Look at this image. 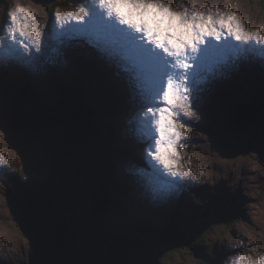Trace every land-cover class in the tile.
Here are the masks:
<instances>
[{
  "label": "rangeland",
  "instance_id": "1",
  "mask_svg": "<svg viewBox=\"0 0 264 264\" xmlns=\"http://www.w3.org/2000/svg\"><path fill=\"white\" fill-rule=\"evenodd\" d=\"M2 1L0 264H57L47 253L49 245L45 236L50 218L43 211L45 206L41 203L43 194L52 191L62 199L59 211L65 217L68 232L75 238L67 264H264V126L260 125L264 117L261 120L258 118L263 111L260 105H264V99L261 97L259 106L247 105L251 100L249 91L258 92L260 85L264 88V51L255 53L259 47L264 49V0H137L138 3L132 8L134 17L125 19L142 30L145 25L141 22L140 14L146 18L145 14L150 12L165 15L170 28H175L176 24L190 28V23L198 24L202 18L212 27L214 22L220 24L221 19L226 17V21L220 24L221 30L213 25L215 30L205 37L199 38L193 33L181 36L186 43L179 45V48H184L185 52L199 45H217L220 41L227 45L228 41L236 54L231 58L223 56L221 61L225 65L222 64V68L215 59L211 64L207 63L209 70H190L187 74L194 82L192 88L199 86L200 89L209 90L214 99L209 96L204 99L200 92L192 89L185 90L188 87L179 78L172 80V83L178 80L177 83L184 89L182 99L177 100V108L173 106L171 93L167 95L168 106L162 104L164 96L158 98L151 92L139 96L137 100L135 94L141 95V86L147 80L145 77L139 80L138 74L129 71L134 69L133 66L129 65L128 69L123 67L119 54L115 56L108 48L103 49L102 46L107 45L96 35L93 34L88 40L92 43L88 49L93 55L89 57L82 51L86 48L85 44H80L84 32L67 34L55 30V22L62 26L71 16L74 17L73 21L79 20L85 8L91 4L89 1L95 0ZM124 1L129 2L120 0L121 7L126 6ZM223 5L229 7L223 8ZM100 16L114 21L102 10L98 13ZM158 18L159 22L151 20L150 23L160 28L161 17ZM68 25L71 26V23ZM123 26L124 31L128 30ZM173 32L176 34L175 29ZM154 34L158 35L155 31ZM134 36L136 39L140 37ZM142 36V40H146ZM170 39L173 40L172 37ZM175 42H171V47L176 45ZM95 46L98 52L93 49ZM149 47L153 52L157 50L155 45L149 44ZM18 52L19 55L15 54ZM170 52H166L167 62L170 58L167 53ZM174 53L179 54V51ZM203 54L195 53L205 59ZM224 54H229L227 49H224ZM206 56L209 57V54ZM126 63L131 64L129 58ZM189 64L193 65L191 62ZM218 69H221V74ZM137 70L143 72L141 66ZM102 76L106 78L105 81L101 79ZM168 80L167 77L166 82ZM8 82L18 89L29 88L36 96L42 95L45 102L52 101L49 99L59 100L63 88H67L70 92L80 90L82 105L84 102L87 104L89 99L94 103L90 102L91 106L96 107L97 103H101L102 108L94 112L95 130L110 129L109 137L113 138L115 148H121L122 154L113 157V176L111 186L107 188L109 197H106V200L109 198L110 212L107 229L108 234H128L129 238L126 239L132 246L127 247L128 250L110 249L97 234L99 229L94 226L89 208V204L94 203L92 188L85 184L81 174L80 177L75 174L80 164H74L57 144L65 134L80 139L79 135L82 136L83 132L75 124L62 125L58 128L55 144H52L39 131L24 129L23 132L15 128L17 117L8 106L10 102L7 103L2 95L10 92L6 89ZM248 83L252 85L248 87ZM225 93L228 94L226 97ZM112 97L120 101L115 118L109 113V110L112 113L115 111L114 99L111 106ZM186 97H192L194 103ZM12 98L13 95L8 97ZM236 98L244 101V109L249 114V119L245 120L247 125L254 123L258 126L234 137L227 127L236 129L239 124L234 123L232 105L228 104ZM256 99L254 96L257 104L259 100ZM159 106L163 108L161 122L165 121L166 129L174 131L178 148L183 149L187 142V147L190 146L195 154L192 157L194 163L203 162L200 163L202 171H199L196 166L191 167L192 162H187V158L191 159L187 153L180 152L181 160L176 162L180 166H173L174 173L164 186H158V180L168 179V173L163 172L161 176L156 174L149 162V158L156 155L155 146L142 141V144L133 147L138 140L137 133L133 134L137 130L135 123L138 121L146 128L155 116L158 118L156 110H159ZM193 108H196L195 112ZM199 112L201 118L192 115ZM126 124H130V128ZM95 151L90 149V153L85 155L88 167L99 160L96 155L100 156V153ZM177 168L181 169V173L177 172ZM196 173L197 176L202 173V179L197 183L193 178ZM152 180L156 186L147 183ZM149 186L153 189L147 190ZM180 226L185 232L181 231ZM175 228L179 230L168 238L157 235ZM190 240L192 248L184 247ZM174 245L182 249L175 250ZM229 247L231 252L226 255L224 248Z\"/></svg>",
  "mask_w": 264,
  "mask_h": 264
},
{
  "label": "bare ground",
  "instance_id": "2",
  "mask_svg": "<svg viewBox=\"0 0 264 264\" xmlns=\"http://www.w3.org/2000/svg\"><path fill=\"white\" fill-rule=\"evenodd\" d=\"M89 2L91 4H88L89 7L87 9L85 8V11L83 12L82 17L79 20H76V21L74 20L73 21L74 17L71 16V18H69L68 21L64 22V24L62 26L60 24L56 25L57 23L55 22V27L57 26V28H58L59 26H61L58 29L55 28V30H57V31L62 30V32H65L67 34H69V33H71V34L72 33H76V34L78 33L79 34L80 32H84L83 35H81L80 44H81V46L85 44L86 48H84L82 51H84L86 55L88 54L89 57L92 55L91 54L92 51H89L88 46L90 47V45L92 43L89 42L88 40H90L89 38H91L93 36V34L96 35L100 41L104 42L107 45L106 47L102 46L103 49H107L108 48L109 52L113 53L115 56H116V54H119V56H118V58H120L119 62L121 63V65L123 67H126L128 69L129 65L133 66L134 69H130L129 71H131L134 75L138 74L139 80L144 79V77L147 80L146 81L147 83H145V85L141 86V88H142L141 89V95L140 94L139 95L135 94V98H137V100H139V96H142L143 94H148V93L151 92V93L156 94L158 96V98H159V96L161 98H162V96H164L163 99L165 98V100H163L162 104H167L168 105L169 103H167L166 100H168L169 98H167V95L169 93H171L172 97L174 99L173 106L176 107L177 100L179 98L182 99V95H183L182 93L184 92V89L179 86V83H177L178 80H182L181 82H183V84H186V87H188V88H185V90L188 91V90L192 89L194 92L198 91V92H200V94H202L204 99H205L206 96H209V98H213L212 97L213 93L211 91H209V90L200 89L199 86H194L195 88H192L191 85L194 84V82L191 80L192 77L187 75V74H188V72L190 70H194V72H196V71L204 72V70H209L208 69V67H209L208 64H211L213 62V60H215V59L220 63L219 64L221 66L220 68H222V64L225 65V63L223 61H221V58L223 56H224V58L225 57H230L231 58V56H234V54H236L234 52L235 48L232 49V47L230 46L228 41H227V45L224 44L225 42H221V41L218 42L217 45H203V47L205 48L204 51H203L204 52L203 55H204L205 59H203L202 57H199V56L195 55L196 52L203 53L201 50H199V46L200 45L194 49V55H193V53H191L189 51L188 55H186V56H185L186 52L183 51L184 48H182V50H181L179 48V45L182 46V44L186 43V41H184L185 39L183 40L181 36L186 37V36L189 35V33H193L194 36H199V38H201V37H205L207 35V33L212 32V31L215 30V28H212L213 25H215L217 29H220V24H222L224 21H226V17L221 19L222 22L220 21V24H218L217 22H214L212 27L208 26L209 23H206L204 21V19L202 18L201 21L198 24L190 23V25H191L190 28H188L187 26H184V24L183 25L176 24L175 28H170L169 26H167V23H166L167 20L165 18V15H163L161 12H157V14H153V12L148 11L150 13L149 14L148 13L145 14L146 18L142 14L139 13L140 16L143 19L141 22H144V25H145L143 27V30H142V29H140V26H138V25L134 26L133 23H130L129 21H127L125 19V18L130 17V16L134 17V12L132 11V8L136 5L135 3H138L137 0H129V2L124 1L125 5H126L125 7H123V5L121 7L120 0H115V1L114 0H95V2H93V1H89ZM127 4H128V9H126ZM227 7H229V6L228 5H223V8H227ZM100 10H102V11L106 12L108 15H110L111 18H113L114 21H111L108 17L107 18H105L104 16L98 17V13L100 12ZM93 11H95L96 13L93 14ZM222 12H223V10H222ZM166 14H167V12H166ZM158 16L161 17L160 20L162 22V24L159 25L160 28L155 27L154 24L150 23L151 20H157V22H159ZM106 19H107V23L105 22ZM70 23H71V26L68 25ZM123 25H125L128 30L124 31L122 29V28H124ZM128 26L130 28H128ZM141 26H143V25H141ZM70 28L72 29L71 32L69 31ZM111 28H112V30H111ZM174 29L176 30V34L173 32ZM154 31L158 35L154 34ZM211 34H213V33H211ZM134 35H138L140 37H138L136 39V37ZM142 35H144L146 37L147 41L146 40H142V38H144ZM174 36L177 38V40L175 39ZM19 37H21V36H19ZM170 37H172L173 40L170 39ZM76 39H77V37H76ZM228 39L232 43V40L230 38H228ZM170 40H171V42H175L176 41L175 42L176 45L174 44L171 47L172 44H171ZM77 43H79V42H77ZM149 44L150 45H155L157 50L153 52V50L149 47ZM110 46L111 47L113 46L114 48H111ZM262 46H264V44H262ZM145 47L148 48L149 51H148V53L145 52V54L142 55V51L144 52V48ZM189 47H190V45H189ZM250 47L252 48L251 45H250ZM254 47L257 48L256 46H254ZM93 49L96 52H98L97 46L93 47ZM120 49L123 50L124 53H122V51ZM224 49H227V51L229 53L227 56L224 54ZM165 50H166V52L171 51L170 53H167V54H169V57H170L169 60H168L169 62H167V60H166V52H165ZM246 50L248 51V46H247ZM258 50L264 51V49L259 47V48H257L255 50V53H259ZM175 51H179V54L174 53ZM15 54L19 55L20 52L15 53ZM182 54H183V56H182ZM207 54H209V57L206 56ZM167 57H168V55H167ZM127 58L130 59L131 64L126 63ZM149 58H151V59H149ZM177 61L180 64V68L179 69H178V66L175 64ZM91 62H92V60H91ZM91 62H90V64H91ZM190 62L193 65L189 64ZM217 65L218 64H216V66ZM139 66H141L143 68V70H142L143 72H140V73L138 72L137 69L139 68ZM190 66H193L194 69H191L192 67H190ZM262 68L264 70V64H262ZM172 70L175 73H177V74H175V75H177V77L175 79H174V76L172 77V75H171V71ZM218 70H219V72L221 74L222 73L221 69H218ZM108 75H106V77ZM165 76H167L170 81L176 80L177 78H179V79L175 83H173L171 85V87H170V85H169L170 81L168 80L166 82L167 77H165ZM255 78H256V76H254V79ZM101 79L105 80V77L102 76ZM257 79H258V77H257ZM82 83H84V82H82ZM254 83H255V81L253 80V84ZM251 85L252 84H249V83L247 84L248 87H250ZM63 89H62L63 93H62L61 97L59 98V100H62L63 98H66L65 96H67L65 94V92H66L65 90L67 88H63ZM135 89L138 90L137 87ZM68 90H67V92H68ZM77 92L80 93V97L82 99V94H81L80 90H77ZM227 92H231V91L227 90ZM249 92H250V97L249 98L251 100H253V101H251L249 98H247V99L250 100V103H247V105L248 106H259L260 102L262 101V100L260 101V99H262V98L264 99V88L260 85L258 87V92H256V91H254L253 93L251 91H249ZM224 95L226 97V95H228V94L225 93ZM33 96L36 97L35 94H33ZM254 96H256V98H257L256 100L257 101L259 100V102L257 104H256V101H254ZM35 99H37V100H35L37 102L45 101L42 98V95L39 98L36 97ZM186 99H191L192 102L194 103L192 97H186ZM50 100H52V103L55 102V101H57V102L59 101V100H55V99H50ZM117 100L120 103L119 99H117ZM81 102H82V100H81ZM90 102L92 103V101L89 99V100H87V104L84 102V105L87 106L91 110V112H95V110L98 111L99 109L102 108L100 102L96 104V107L91 106ZM234 102H233V99H232V103H230L228 105L229 106L232 105V113L235 115V117H234L235 121H237V122L239 120L242 121V118L244 117L243 112L247 111V109H244V101L241 98H236ZM92 104H94V103H92ZM107 106H110V105H107ZM111 106H113V97H112ZM237 107H239L240 110L237 109ZM162 109L163 108L161 106H159V110L158 111L156 110V112H158V114H157L158 118H156V116H155L153 118V120H152V123L148 122L149 125H147L146 128H144L142 125H140L139 122L137 121L135 123V125L137 127V130H134L135 133H133V134L137 133L136 136L138 138L137 143L135 145H133V147H135L138 144H142V141H144V143L150 144L151 146L152 145L155 146L156 155H155L154 158H151V159L149 158V162H150L151 167L154 170V172L156 174L159 173L160 176L164 175V173H168L167 175H169V177L166 176V177H168V179H166V180H165V178L162 179V180L159 179L158 180V186L167 185L168 181H169V178L171 177L170 176L171 173H174L173 166H176V167L180 166V163H176L177 161L181 160V155L179 154L180 152L185 151L187 153V155L191 158V159L187 158V162H192L193 164H190V165H192L191 167L196 166V168L199 171H202V169H201L202 167H201L200 163H203V162H199V163L195 162L194 163V160L192 159V157H194L195 154H193V152H191L192 149H191L190 146L187 147L189 145L187 142H186L185 146H183L184 147L183 149L182 148H178V146L176 144L177 143V138H176V135H175L174 131H169L168 129H166V124L163 123L165 121L161 122V120L163 118ZM193 109H194V112H195L196 108H193ZM260 109H263V111H264V107H262L261 105H260ZM198 114L193 113L192 115L195 116V117L201 118L200 112ZM252 115H253V113H252ZM116 117H117V115H116ZM17 123H18V121L15 120V124H14L15 128H18L17 125H16ZM234 123H236V122H234ZM253 124L251 125V128H253V127L256 128L258 126V125H253ZM239 125H240V123H239ZM260 125L264 126V122L262 124H260ZM126 126L128 128H130L131 125L130 124H128V125L126 124ZM98 127H100V125ZM151 127L153 128V130H150ZM27 130H28V128H27ZM30 130H32V129H29V131ZM154 130L156 132H155V134H152V132ZM231 130L233 131L234 129H232V127H230V126L227 127V131L230 133V135L234 136L232 134ZM246 130H247L246 133H248L249 129L247 128ZM236 135H239V134H236ZM79 137H80V135H79ZM190 138L192 139L193 136H190ZM79 141H80L79 138L76 139L72 135H66L65 134V135H63V138L60 141L61 147H59L63 151L64 155L65 154L68 155V152L71 153L73 151H76L75 154L77 156V159L74 160L72 158L73 156H71V155H68V156H70V159H72L73 163L76 164L77 166L80 164L78 153H77V148H78V142ZM194 141H198V140L195 139ZM197 144H198V142H197ZM71 147H74L73 148L74 150ZM172 155H174V156H172ZM164 158H166V162L167 163L164 161ZM170 159H171V161H170ZM203 160L206 161L205 159H203ZM203 160H201V161H203ZM183 164L186 166V163H183ZM196 168L192 169V170H196ZM177 172L181 173V169L177 168ZM75 174L77 176H79L81 174V170L77 169L75 171ZM200 176L199 175L197 176V173H196L195 176L193 177L196 181L194 179H191V180L192 181L194 180L195 183H197L198 181H201L202 173H200ZM182 179L185 180L184 177ZM192 181H191V183H192ZM147 183L151 184L152 186H156V184L153 182V180L151 182L148 181ZM152 186H149V189H147V188L146 189L150 190V188H152ZM45 194L46 193H44L43 195L45 196ZM177 217L178 216H176V219H177ZM229 249H230V247L227 248V249L224 248V252H225L226 255L230 254L231 249L230 250Z\"/></svg>",
  "mask_w": 264,
  "mask_h": 264
},
{
  "label": "trees",
  "instance_id": "3",
  "mask_svg": "<svg viewBox=\"0 0 264 264\" xmlns=\"http://www.w3.org/2000/svg\"><path fill=\"white\" fill-rule=\"evenodd\" d=\"M7 84L8 87H6V89H9L10 92L6 94L3 93L2 95L4 96L7 103L10 102L11 105L9 104L8 106L9 108L11 107L13 115L17 117L16 121H18V123L16 125L18 128L22 129L23 132L24 129L27 130V128L28 130L32 129L31 131H39L42 135H45L46 139H48V141L52 144H55V139L59 135L58 128H61L62 125L64 126L68 124H75V126H77L79 130H81V132H83L82 136H80V141L78 142L77 153L80 164L82 165L79 166L80 170H82L81 178L84 180V182H86L85 184L91 186V194L94 193V203L91 202V198L89 199V202H91L89 204V208L92 221L94 223V226L99 229L97 231V234L100 236L104 243H107L110 249H115L114 251L122 250L124 252L128 250L126 249L127 247H132L130 246V241L126 239L129 238V235H125V233L123 232H120L118 235L114 234L113 232L108 234L107 229V226L110 222V212L108 211L109 198H107L108 200H106V197L108 196L107 188L109 189V187L111 186V177L113 176V157L122 156V154H120L121 148H115V144L112 143L113 138L109 137L110 129H106L104 131L101 128L98 130V132L95 130V126H97L94 123L96 117L95 113L91 112V110H89L87 106H84V104H81L82 99L80 97V93H78L77 91L70 92L67 89V92V90H65V94L67 95L65 96L66 98H63L58 102H37L35 101L37 100L35 98H38L39 96L34 97L33 94L35 93H32L29 88L26 87L18 89L9 82ZM10 95H13L14 98L8 99ZM113 99L115 102V111L112 113L109 110V113L115 118L120 103L115 98ZM262 107H264L263 104ZM247 112L248 111L243 112V121H234L236 122L235 124H241L232 131L233 135H244V133L247 132V128L250 131L251 126L247 125V123L245 122V120L249 119V114ZM258 115L259 113L256 116ZM263 117L264 111L260 113V117L258 116V118L259 120H261L263 119ZM103 128L105 129L104 126ZM44 131H47L48 133L43 134ZM57 144L60 145L59 142ZM90 149L96 150L95 152L100 153V156L96 155V159H99L97 162L95 161V163L97 164L94 163L88 167L85 164V155L86 153H90ZM94 181L96 182V184ZM57 195L58 194H56L55 191H52L49 194L46 193L45 196L41 199L42 205L45 206L43 208V211L46 213L47 217L50 218V224L47 228L45 236L46 241L49 245L47 253L54 259L57 264H67V259L69 258L70 254V248H72L75 238L73 234L67 231V223L65 217L62 216L59 211L63 202L62 199ZM106 204H108L107 209L105 207ZM180 228L182 232H185V229L183 227L180 226ZM178 230V228H175L173 231L164 230L162 231L163 233L160 234L157 233L156 230L155 232L157 233V235L162 234L163 237L165 236L166 238H168L170 235L175 234V232H177ZM148 235L150 234L148 233ZM189 242H191V240L187 241L184 247L192 248V244H190ZM173 249L181 250L182 247H176L174 245Z\"/></svg>",
  "mask_w": 264,
  "mask_h": 264
},
{
  "label": "water",
  "instance_id": "4",
  "mask_svg": "<svg viewBox=\"0 0 264 264\" xmlns=\"http://www.w3.org/2000/svg\"><path fill=\"white\" fill-rule=\"evenodd\" d=\"M3 3V1L1 0L0 1V6H1V4ZM67 148V147H66ZM72 149L74 148V147H71ZM74 150V149H73ZM68 151V150H67ZM76 151H73V152H71V153H69L68 152V155H71V156H73L72 158L75 160V159H77V156H76Z\"/></svg>",
  "mask_w": 264,
  "mask_h": 264
}]
</instances>
